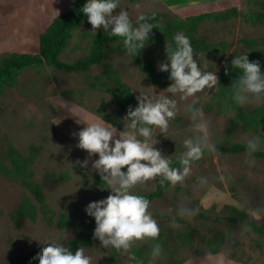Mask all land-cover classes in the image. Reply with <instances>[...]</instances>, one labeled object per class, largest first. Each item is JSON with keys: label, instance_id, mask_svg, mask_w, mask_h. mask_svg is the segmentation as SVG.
<instances>
[{"label": "rangeland", "instance_id": "374dc122", "mask_svg": "<svg viewBox=\"0 0 264 264\" xmlns=\"http://www.w3.org/2000/svg\"><path fill=\"white\" fill-rule=\"evenodd\" d=\"M264 1V0H263ZM120 7L128 10L133 23L141 14H157L162 22L175 17L184 18L206 12L225 13L236 8L238 14L212 24L204 22L196 35L208 44L219 45V52L202 54L211 71L218 76L231 66L234 56L249 53L244 41L264 36V26L251 20L254 8L247 0H119ZM72 0H0V56L11 53H39V37L53 19L65 14ZM115 11H118L115 10ZM92 31L84 23L72 32L60 58L73 64L91 52ZM166 43H149L143 56L157 67L166 61ZM102 63L90 72L67 73L49 64L20 71L17 85L0 94V161L10 165L9 148L21 156L35 155L32 166L34 181L43 189L47 208L44 213L34 196L20 183L0 176V264L18 259L49 241L68 243L90 218L85 206L109 195L93 176L96 170L81 168L75 162L83 160L86 150L76 147L78 137L73 134L84 127L63 109L65 101L73 103L88 119L104 118L122 130L123 117L115 99L100 87L107 70H115L134 96L140 92L156 98L157 94L171 95L147 81L132 56L123 51L122 40L107 43ZM158 69V67H157ZM159 71V70H158ZM161 72V71H160ZM101 77V78H100ZM218 83L191 97L176 94V115L170 119L166 131L153 126L155 147L168 155L169 160L184 151L183 141L198 134L196 121L190 118L188 107L200 110L199 121L207 125L208 141L214 147L247 143L260 137L257 150L264 152V124L259 132H245L232 111L221 113V105L214 100ZM264 104V96H250L242 105L253 109ZM94 155L91 159L97 158ZM190 171L182 181L171 183L164 195L149 204L148 211L156 221L157 237L133 240L127 250L103 247L94 240L92 247L84 248L92 257L91 264H264V257L246 236L241 226L216 224L210 217L217 214L237 216L236 208L253 216L264 226V161L250 154L213 153L190 164ZM162 176H155L131 191L147 193L155 189ZM104 187H107V185ZM26 196L37 207V217L14 218V213ZM207 211L209 219H193ZM179 216L186 223L174 221ZM65 218L69 228L58 223ZM215 239L218 253L211 252L208 241ZM160 252L153 255V248ZM35 264H38L35 263Z\"/></svg>", "mask_w": 264, "mask_h": 264}, {"label": "clouds", "instance_id": "9594fccd", "mask_svg": "<svg viewBox=\"0 0 264 264\" xmlns=\"http://www.w3.org/2000/svg\"><path fill=\"white\" fill-rule=\"evenodd\" d=\"M79 11L92 31L102 27L109 37L122 38L123 51L129 56L140 54L149 44L152 30L158 28L155 13L141 14L133 23L128 10L120 7L119 0H87ZM165 51L166 61L158 62L157 67L169 74L171 83L162 91L171 95L157 94L153 99L140 92L136 96L137 104L130 105L122 118V130L104 118H86L73 103L65 101L63 105L75 123L84 125L73 135L78 137L76 147L86 150V156L75 163L81 168H88L90 164L107 185L102 188L110 189L107 197L89 202L84 209L95 220L93 239L99 240L105 248L127 250L133 240L157 237L159 228L148 211L149 200L131 189L155 176H162L173 184L182 181L190 171V163L200 159L205 149H214L208 141L207 125L198 120L200 110L191 106L187 111L196 121L194 128L198 134L183 141L184 151L178 157L180 168L171 167L168 155L153 143V126L166 131L170 119L176 115L177 102L173 96L191 97L205 88H213L219 81L216 71L209 70L206 57L202 59V54L194 53L189 37L183 32L174 33L173 43L166 42ZM231 65L240 73L230 87L237 104H246L250 96H264L260 61H250L244 53L234 56ZM225 72H228L227 67ZM260 143V137H252L246 147L252 152ZM97 154V158L91 159ZM159 252L157 244L153 255ZM91 261L92 257L83 247L73 252L63 243L49 241L29 264H91Z\"/></svg>", "mask_w": 264, "mask_h": 264}, {"label": "trees", "instance_id": "16d2710c", "mask_svg": "<svg viewBox=\"0 0 264 264\" xmlns=\"http://www.w3.org/2000/svg\"><path fill=\"white\" fill-rule=\"evenodd\" d=\"M87 0H72V7L63 15L57 16L53 19L49 27L39 37V53H11L5 56H0V94L6 90L13 88L17 85V74L25 69L32 67H40L45 64L55 67L58 70L72 73L84 72L88 73L92 67L102 63L105 58V50L107 43L110 41H121L119 37H109L104 31H100L92 36L93 42L90 54L83 60L69 64L61 60L60 56L63 53L66 45L72 37V32L80 27L86 18L79 11L84 6ZM251 9V20L258 25L264 26V1L263 0H247ZM236 8L231 9L225 13L206 12L199 15L187 16L184 18L175 17L168 19L166 22L161 21V17L155 14V22L158 23V28L152 30L153 35L150 36L149 43L161 44L168 42L173 43V35L176 32H183L191 41L194 53L200 54H213L219 52V45L208 44L196 37L200 26L208 21L212 24L218 23L221 20H227L235 17L238 14ZM151 15V14H145ZM245 48L249 51L248 57L250 61L258 60L261 64V71L264 72V36L258 38H251L244 41ZM144 49L136 57L132 56L134 62L139 69L144 73L147 81L153 86L158 88H166L171 81L167 72L158 71L156 65L149 59L143 56ZM219 75L218 87L214 94V100L221 105L220 112L225 113L232 111L236 120L241 124L245 132H259L264 124V104L260 107L249 109L240 104H237L233 99L232 89L230 88L233 82L238 78L240 73L238 69L231 66L227 67ZM101 78V77H100ZM103 82L100 84H92L94 88L100 87L103 91L109 93L116 101L120 111L126 115L128 107L137 104L136 97L132 93L129 86L124 83L120 75L115 70L105 71ZM247 143H234L230 146L217 145L213 150L205 149L200 159L194 160L198 162L204 157L210 156L213 151L218 153L229 154H250L251 156L261 158L264 161V152L255 150L250 152L246 147ZM10 165L4 164L0 161V176L4 175L26 188L39 203L40 209L44 213L50 210L46 205V198L43 193L42 187L34 181V172L32 166L35 162V155L23 157L14 148H9ZM179 156L172 158L171 167L180 168ZM190 163V164H191ZM98 179L100 185L104 187L106 184L101 180L98 174H93ZM171 185L170 181L165 180L163 177L158 181L155 189L147 193H137L146 197L150 203L156 201L164 195V192ZM237 216L217 214L214 218L209 216L207 211L197 214L193 219L202 221L206 218L212 220L216 224L227 222L241 226L243 232L254 243L260 255L264 257V226L261 225L253 216L248 215L242 210L232 208ZM38 211L37 207L32 202L29 196H26L22 201L19 208L13 214L14 218L28 217L35 220ZM188 220L185 216L176 218L177 222L186 223ZM58 225L61 228H69L70 223L61 218ZM95 228V220L93 217L88 218L80 231L68 243V247L74 252L76 248H90L94 243L93 230ZM211 252L216 254L218 249L215 246V239L207 242ZM43 248H39L31 253L23 255L22 257L6 262L4 264H29ZM37 263V262H35Z\"/></svg>", "mask_w": 264, "mask_h": 264}]
</instances>
